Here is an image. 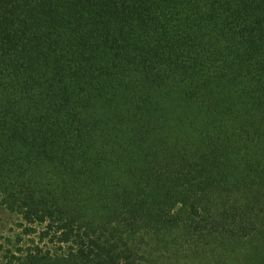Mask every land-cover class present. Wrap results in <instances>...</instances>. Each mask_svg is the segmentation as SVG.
Instances as JSON below:
<instances>
[{
	"label": "trees",
	"instance_id": "16d2710c",
	"mask_svg": "<svg viewBox=\"0 0 264 264\" xmlns=\"http://www.w3.org/2000/svg\"><path fill=\"white\" fill-rule=\"evenodd\" d=\"M0 264H264V0H0Z\"/></svg>",
	"mask_w": 264,
	"mask_h": 264
},
{
	"label": "rangeland",
	"instance_id": "374dc122",
	"mask_svg": "<svg viewBox=\"0 0 264 264\" xmlns=\"http://www.w3.org/2000/svg\"><path fill=\"white\" fill-rule=\"evenodd\" d=\"M18 218L0 205V242L17 230Z\"/></svg>",
	"mask_w": 264,
	"mask_h": 264
}]
</instances>
